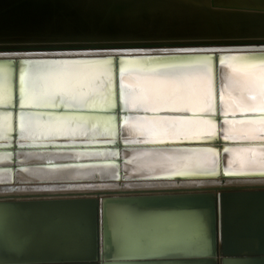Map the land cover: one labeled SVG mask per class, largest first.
Here are the masks:
<instances>
[{"label":"bare ground","instance_id":"6f19581e","mask_svg":"<svg viewBox=\"0 0 264 264\" xmlns=\"http://www.w3.org/2000/svg\"><path fill=\"white\" fill-rule=\"evenodd\" d=\"M162 5L172 6L171 0H158ZM245 5H264V0H221ZM194 12H202L195 9ZM228 67H220V111L238 113L264 111V64L241 63L228 59ZM133 62H123L120 68L121 100L123 108L160 111L213 112V70L208 62L196 64L152 67L141 69ZM113 72L105 61L77 62L68 60L28 62L20 65V104L50 106L111 107L113 104ZM11 76L0 69V103L10 102L13 95ZM58 101V103H56ZM18 139L38 143L44 137L57 136H114V118L110 116L22 111L18 113ZM212 118L181 115L126 114L122 120L125 141H161L197 139L215 132ZM11 129V114L0 110V139L7 138ZM221 132L231 139H264V117L230 118L221 122ZM262 134V135H261ZM128 136V137H127ZM25 143V142H24ZM44 143V142H43ZM113 149L83 151H18V161L32 162L63 158L112 156ZM126 160L121 179L122 191L209 188L208 181H181L175 187L172 181L130 182L135 176H154L174 172H212L216 170V152L211 149H124ZM9 152H0V163L10 162ZM225 170H264V148L255 146H232L224 154ZM16 181L48 182L50 180L84 181L94 176L115 178L118 167L115 162H92L54 166L23 167L15 171ZM13 175V177H14ZM11 170L0 169V181L10 180ZM174 178V177H173ZM159 177L147 179H173ZM89 181V180H85ZM98 181V180H97ZM125 181V182H124ZM264 185V179L252 181ZM18 183V182H15ZM169 184V185H168ZM171 184V185H170ZM115 185V184H112ZM169 186V187H167ZM148 187V188H144ZM160 187V188H159ZM103 184L78 191L79 195H93L102 190ZM77 193V192H74ZM49 194H62L51 192ZM51 196V195H47ZM97 204L98 217L102 216L101 197H92ZM218 226L221 228V202L219 195ZM175 199V201H173ZM227 212L237 218L248 210L243 195L229 198ZM32 200L0 202V255L22 258L34 257H80L87 258L93 251L94 217L92 208L84 199ZM187 197L175 198H128L105 201V214L110 242L124 250H139V238L146 236V255H179L183 253H206L209 239L204 235L202 209L204 205H190ZM166 203H173L167 207ZM242 204V206H240ZM202 208V209H201ZM254 211V212H253ZM251 212V211H250ZM253 214L257 212L252 210ZM244 214L242 215L244 217ZM258 216H260L258 218ZM240 217L235 227L236 237L240 230L258 233L264 227V213ZM230 218V219H231ZM242 218V219H241ZM245 228V230H244ZM247 228V229H246ZM234 230V231H235ZM206 231V230H205ZM237 237L240 250L258 247L257 234ZM248 235V236H247ZM249 235L251 237H249ZM101 245V234H100ZM101 247V246H100ZM146 250L145 248H141ZM129 254V255H134ZM25 254V256H23ZM101 259V264H139L129 261ZM215 260V259H214ZM249 261V260H247ZM246 260L225 259L224 264H251ZM169 261H150L140 264H169Z\"/></svg>","mask_w":264,"mask_h":264},{"label":"water","instance_id":"95a60500","mask_svg":"<svg viewBox=\"0 0 264 264\" xmlns=\"http://www.w3.org/2000/svg\"><path fill=\"white\" fill-rule=\"evenodd\" d=\"M172 6L162 5L158 0H0V69L11 76L13 95L10 102L0 103V110L11 114V129L7 138L0 139V152H9L10 162L0 163V169H9L10 180L0 181V202L32 200H86L94 217L93 251L87 258L80 257H34L23 254L22 258L0 255V264H101V259L122 262L144 263L169 261V264H224L225 259L249 260L251 264H264V227L258 233L240 230L237 237L257 234L258 247L243 251L236 243V230L240 217L228 215L227 204L234 195H243L247 216L264 213V185L252 181L264 179V170H225L224 154L228 147L255 146L264 148V139H231L221 132V122L230 118L264 117V111L222 113L220 111V67H228V59L241 63L264 64V5H245L221 0H171ZM195 9L202 13L194 12ZM105 61L113 72V104L111 107H80L55 104L50 106L20 104V65L43 61ZM133 62L149 69L152 67L178 66L208 62L213 70V112L160 111L146 112L123 108L121 100L120 68L123 62ZM58 103V101H56ZM42 111L110 116L114 118V136H57L44 137L31 144L18 139V113ZM181 115L212 118L215 132L202 138L161 141H125L122 135V120L126 114ZM262 135V134H261ZM128 137V136H127ZM25 142V143H24ZM44 142V143H43ZM211 149L216 152V170L212 172H174L154 176H135L130 182L172 181L175 187L181 181H208L209 188L159 189L122 191L124 174V149ZM113 149L112 156L63 158L40 161H18V151H83ZM92 162H115L118 176L89 181L50 180L48 182H19L14 180L15 171L23 167L85 164ZM14 175V177H13ZM169 177L173 179H147ZM98 180V181H97ZM18 182V183H15ZM125 182V181H124ZM93 195H79L78 191L93 187ZM115 184V185H112ZM169 185V184H168ZM171 185V184H170ZM169 187V186H167ZM148 188V187H144ZM160 188V187H159ZM62 193V194H49ZM77 192V193H74ZM51 195V196H47ZM219 195L221 202V228L218 226ZM92 197H101V223L97 204ZM175 198L187 197L190 205L180 206L187 210L197 204L202 209L204 235L209 239L206 253H183L179 255H146L147 237L139 238L141 248L121 249L110 242L105 201L128 198ZM175 201V199H173ZM167 207L173 203H166ZM242 206V204L240 205ZM252 210H256L253 214ZM251 211V212H250ZM260 216H258L259 218ZM231 218V219H230ZM247 229V228H246ZM206 230V231H205ZM235 230V231H234ZM245 230V228H244ZM101 234V245H100ZM248 236V235H247ZM249 237H251L249 235ZM101 246V247H100ZM134 255H129L133 254ZM215 259V260H214Z\"/></svg>","mask_w":264,"mask_h":264}]
</instances>
